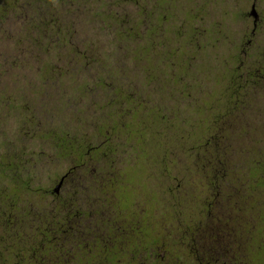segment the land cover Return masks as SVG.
<instances>
[{
    "label": "rangeland",
    "instance_id": "obj_1",
    "mask_svg": "<svg viewBox=\"0 0 264 264\" xmlns=\"http://www.w3.org/2000/svg\"><path fill=\"white\" fill-rule=\"evenodd\" d=\"M54 6L24 18L21 0H0V194L25 195L36 209L75 160L59 137L83 151L107 139L84 160L95 175L114 172L128 184L113 202L140 218L149 240L154 225L160 235L167 224L169 186L199 193V179L213 177L201 162H219L226 190L233 179L247 187L239 221L254 231L251 263L264 264V244L256 248L264 242V0ZM54 12L65 35L51 28L43 37ZM7 208L0 203V225Z\"/></svg>",
    "mask_w": 264,
    "mask_h": 264
},
{
    "label": "flooded vegetation",
    "instance_id": "obj_2",
    "mask_svg": "<svg viewBox=\"0 0 264 264\" xmlns=\"http://www.w3.org/2000/svg\"><path fill=\"white\" fill-rule=\"evenodd\" d=\"M106 140L70 162L52 190L38 195L36 209L27 207L25 195L0 194V203L8 207L0 225L6 233L0 240V264H252L254 231L249 219L239 221L250 197L243 180L233 179L236 186L226 190L221 164L202 161L213 177L199 179L206 181L195 184L199 193H176L179 184H171L167 224L160 235L154 225L147 240L140 218H126L113 202L117 187L128 189V184L113 178L114 172L95 175L84 160ZM137 203L132 202L133 213L140 209ZM31 233L38 239L30 241ZM260 235L264 239V226ZM258 244L261 249L264 242Z\"/></svg>",
    "mask_w": 264,
    "mask_h": 264
},
{
    "label": "trees",
    "instance_id": "obj_3",
    "mask_svg": "<svg viewBox=\"0 0 264 264\" xmlns=\"http://www.w3.org/2000/svg\"><path fill=\"white\" fill-rule=\"evenodd\" d=\"M55 2L63 4V2L65 3V0H42V1H40V3H42V5H40V7H38V8L36 6H35L36 8H32V6H31L32 2L30 0H21V4L23 6L21 8H24V12L26 13V14L24 13L23 17L24 18L27 17V15H29L28 12H30L31 10H34L36 12H38V10H41V9L44 11H48L49 9H51L53 7V10L56 12L57 10L54 6ZM50 3H52V4H50ZM19 4H15V5L13 4V5H11L10 8L16 9L18 6H20ZM55 12H54V14H55ZM54 14L50 17L49 20H47L45 22L44 26H41V28L38 29L39 34L42 35L43 37L49 38L51 34H55L53 32H49V29H51V28L57 29V33H59L58 37H62L63 35H65L64 27H63V31H61L58 29V26L55 23V20L58 19L60 12L58 14L57 13L55 15ZM59 143H60L59 147L63 151H75V154H76L75 160L77 158L83 159V156H81V154L83 155V152H82L83 150H82L81 146L71 144V142L68 141V137L66 135L64 138L59 137Z\"/></svg>",
    "mask_w": 264,
    "mask_h": 264
},
{
    "label": "water",
    "instance_id": "obj_4",
    "mask_svg": "<svg viewBox=\"0 0 264 264\" xmlns=\"http://www.w3.org/2000/svg\"><path fill=\"white\" fill-rule=\"evenodd\" d=\"M254 16V22L257 20V13L255 12L254 8L250 12Z\"/></svg>",
    "mask_w": 264,
    "mask_h": 264
}]
</instances>
